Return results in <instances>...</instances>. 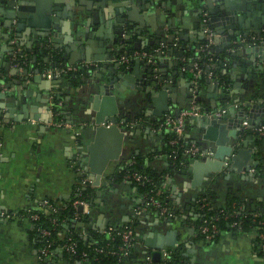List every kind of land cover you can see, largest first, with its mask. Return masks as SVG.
<instances>
[{"label": "crops", "instance_id": "crops-1", "mask_svg": "<svg viewBox=\"0 0 264 264\" xmlns=\"http://www.w3.org/2000/svg\"><path fill=\"white\" fill-rule=\"evenodd\" d=\"M198 1L60 0L62 12L89 11L84 17L91 23L71 27V20L61 16L68 24L59 23L60 30L40 38L26 25L16 30L14 15L32 12L29 1L18 11L15 3L0 0V264H40L31 214L45 199H67L81 178L89 181V201L73 224L57 232L60 238L69 226L86 238L91 231L132 224L136 240L127 264H152L147 256L157 235L174 229L176 240L163 247L175 250L184 264H264L254 230L221 231L206 241L195 228L201 195L223 207L233 192L251 206L264 207V137L238 126L250 113L253 125L264 122V47L245 51L264 41V28L257 39L249 34L252 42L230 30V52L238 53L206 64L196 76L186 68L192 62L184 51L205 39L206 25L216 32L208 2ZM254 1L210 0L217 17L212 19L220 20L226 2L252 7L243 18L256 21L264 8L255 9ZM132 2L135 21L130 22ZM83 28L91 36L78 34ZM219 37L217 51L229 45L223 34ZM135 44L139 50L152 47L153 62L131 58ZM112 62L120 67L112 70ZM61 64L81 65L82 73L49 74ZM125 73L133 74L131 84ZM188 89L200 110L225 111L219 117L188 118L183 136L208 155L175 167L166 149L167 131L156 124L187 102ZM204 159L221 162L220 170H208L192 184L186 169ZM134 160L160 176L159 194L171 206L169 217L148 207L137 185L119 175ZM54 253L50 264H71L60 248Z\"/></svg>", "mask_w": 264, "mask_h": 264}, {"label": "trees", "instance_id": "trees-1", "mask_svg": "<svg viewBox=\"0 0 264 264\" xmlns=\"http://www.w3.org/2000/svg\"><path fill=\"white\" fill-rule=\"evenodd\" d=\"M206 40H202L197 46V48H193L190 50L184 51V56L189 58L191 62H197L198 67L202 69L205 68L206 64L210 62H221L224 57H228L232 55L228 49L232 46L229 44L226 48L221 51H217L215 49H211L209 47H203V50H196L199 46L204 45ZM141 50H146L151 52L153 48H144ZM155 55L156 52L154 50L151 52ZM186 58V60H187ZM186 68L192 69V64L186 63ZM82 73V70L78 69L75 72H69L67 75H79ZM202 82V80H201ZM264 125V122L261 123ZM264 137V136H262ZM171 139H177L176 142L171 143ZM165 142L166 149L168 154H170L171 163H174L175 167H178L181 163L188 162V159L182 156V151L185 146L190 144L185 137L182 135L181 137H177L175 133L169 131L165 134ZM123 169V171L119 174L123 177L128 171H137L143 174L148 175L151 178V182L145 184H139L134 182L144 195L145 198L155 197L159 199L163 204L169 207L171 211V206L162 194H156V191L160 190V176L156 174L154 171L150 169H145L142 167L137 160H134L133 163L127 164ZM90 187L83 186L79 183H76L72 186V191L70 196L67 199H63L60 203L48 199V201L52 204L53 208L46 209L44 205L37 208L35 211L38 212L39 217L34 222V234H35V245L36 247H41L47 241L40 238L38 233V227H46L48 228L51 234V242L50 248L52 249V257H54V251L63 244H75V252H70L65 249L62 250L63 256L69 260L71 264H127L129 261V254L132 251L133 244L136 240V236L133 230L132 224H127L125 226H129L133 232V240L130 246H125L123 250H118L119 245L122 244V240L120 239L117 231L122 230L124 226L119 227L120 229H113L109 233H97L90 232L88 237L84 238L80 233L76 232L75 227L69 226L67 229V233L65 236L60 238L57 235V232L64 228L65 224L71 225L73 224V215L77 212V208L74 207L73 202L76 199L89 201L90 198ZM77 193V195H76ZM200 199L205 198V202L207 206H204L199 213V217L196 220L195 228L198 232L199 225L205 224L207 221H214L217 224L218 232L212 236V240H215L221 231L231 230L235 232H244V231H255L260 232L258 226L260 225L258 222H262L261 225L264 226V207L263 204L259 203L255 206L249 205L246 201L241 200L236 193L230 192L227 195V203L225 206L217 207L214 202H212L211 198L208 195L199 196ZM200 205V203H198ZM152 208V207H150ZM254 214H257L254 216ZM85 219V218H83ZM82 220V218H81ZM235 222L236 225H232ZM240 227V229H238ZM198 235L203 239V235L198 232ZM261 239L256 236L255 237V245L258 249L259 242ZM102 247L103 251L98 252L96 249ZM170 251V259L169 262L172 264H184L180 261L178 253L175 250L167 248ZM106 250H114L115 252H107ZM261 254L264 252L259 251ZM152 263V262H150ZM152 264H155L154 262Z\"/></svg>", "mask_w": 264, "mask_h": 264}, {"label": "water", "instance_id": "water-1", "mask_svg": "<svg viewBox=\"0 0 264 264\" xmlns=\"http://www.w3.org/2000/svg\"><path fill=\"white\" fill-rule=\"evenodd\" d=\"M25 1H29L31 3V7H30V11L31 9L33 10L32 12H30L27 16L24 15H20L19 13L17 15H14L16 17H18V24L16 26V30H18L19 28H21L23 25H26L29 27V31L32 34H36L41 36L40 38H43L44 36H47L49 31L51 29H56V30H60L61 26H59V23H62V21L60 20L61 16L62 17H67L68 19L71 20V27L74 26H80L83 27L82 25L84 23L86 24H90L91 20L89 19V17H84L85 13H88L89 11H84L83 13H74V14H68L65 12H62L61 7L57 5L58 2H60V0H7V2L12 5V4H16L17 6V10H24L26 8L25 6ZM188 1V0H186ZM208 2V6L210 7L209 11H208V17L210 18V21L213 23V26L216 30V35L214 36V42L218 43L220 40L219 34H223L224 37L223 39L227 40V43L230 44V42L228 40H230V36L232 35L230 30H232L234 32V34H238V33H242L243 37L247 38V40L249 41H253V38H250L249 34L252 32L254 37L257 39L261 36V28H264V15L258 17V19L256 21H252L251 20H245L243 18V15H248V11L252 8L250 6H248L247 8H243L242 6L239 5H230L227 4L226 2L223 3V6L221 7V12H220V16L218 19L220 20H216L213 21L212 18L216 19L215 16V10L211 8L210 5V0H201L198 1L199 4H203L205 2ZM83 0H80V3H82ZM255 9H257L258 11H261L264 8V1L263 0H255ZM125 5L127 6V3H125ZM130 6V5H129ZM87 9V7H83L82 8ZM130 11L127 15V20L130 22L135 21V17L133 15V13L135 12L136 8L134 6V2H132V5L130 6ZM236 11H232L235 10ZM234 14V15H233ZM240 14V15H239ZM7 15L10 17H14L13 14L11 12L7 13ZM231 15L235 16V22L231 23ZM242 15V16H241ZM24 16V17H23ZM234 18V17H233ZM187 18L184 17L182 18V26L187 27ZM67 21H65V23L62 24H66ZM244 23V24H243ZM68 24V23H67ZM204 25V24H202ZM254 27H256V29H254ZM253 30H252V29ZM229 31V32H228ZM78 34L84 35V36H91V33H89V30L84 29L80 30ZM230 34V36L228 35ZM182 37V36H181ZM43 41V39L41 40ZM151 44L153 42H150ZM258 44H253L251 47L246 48L245 51L250 52V51H259V48H263L264 47V41H258L256 42ZM41 45H43V43L41 42ZM225 46V45H224ZM136 49L140 48V45L135 44L134 46ZM211 49H214V47H212ZM264 53V50H262ZM238 52H232L233 55L237 54ZM262 53V54H263ZM163 60V59H162ZM160 60V61H162ZM166 61V60H165ZM143 63L145 62L144 60L142 61ZM167 63V62H166ZM221 63V62H220ZM109 65H111V69L112 68H118L120 67V63L117 62H112ZM146 65V64H145ZM165 65V64H164ZM163 65V66H164ZM175 65V64H174ZM258 67H261V64H259ZM147 69V65L145 67V71ZM245 69V68H243ZM113 70V69H112ZM28 69H24L22 71L23 74L27 75L28 73ZM38 69H35V72L38 73ZM182 74V73H180ZM143 76H145L144 74H142ZM124 77L128 80V82L131 84L132 81H134V76L133 74H128L125 73ZM193 84V82H191L189 85ZM212 87L217 90L220 91L217 84H213ZM187 102L182 104L179 108H177L175 110L174 115L177 116L180 111L184 108L189 109L190 108V103L191 101L194 99V93L188 89L187 91ZM253 107L257 106V104H252ZM208 110V109H206ZM243 112V110H242ZM252 113L249 114V121L252 122ZM190 117H194V116H190ZM258 122H260L258 120ZM257 122V123H258ZM238 126L240 129H243V126L241 123H238ZM221 165V162H218L217 160L214 161H210V160H205L204 161H199V160H195L190 166L191 168H187L186 170H189V172L192 173V184L194 183H198L200 182L201 178H202V174L208 170L211 171H216V170H220L219 166ZM183 172H185L183 170ZM79 210H82V206H79ZM190 231L192 232L193 230L190 229ZM176 230H171L169 231L166 236H161L160 234L157 235V240L155 242V244L152 246L154 249H162L164 248V244L165 245H172L173 242L176 240ZM153 259L157 260L159 258V252L155 251L152 254Z\"/></svg>", "mask_w": 264, "mask_h": 264}, {"label": "built area", "instance_id": "built-area-1", "mask_svg": "<svg viewBox=\"0 0 264 264\" xmlns=\"http://www.w3.org/2000/svg\"><path fill=\"white\" fill-rule=\"evenodd\" d=\"M207 21L209 20L207 19V16H206L205 22ZM215 35H216V32H213L209 28V26L207 28V25H206L205 27L206 43L204 45L199 46L197 50H203V47H209V48L214 47V44H215L214 36ZM230 49L231 48H229L228 50L230 51ZM156 51H159V49H156ZM130 57L144 59L147 62H153V59H154L151 52H148L146 50H139V49L134 50L132 54L130 55ZM123 61L124 62L128 61V58H124ZM80 66H78L77 64H61L58 67H54L53 69L48 70V72L49 74L59 77L69 72L77 71L78 68H80ZM192 70L196 76L202 73V69L198 67L197 62H192ZM194 101L195 99L191 101L189 109L187 108L182 109L177 116L172 115V114L164 115L162 119L159 120L158 123L156 124V128L158 130H165L167 132L171 131L175 133L177 137H181L185 132V125L190 116H194V117L203 116L207 118H212V117L221 116V114L225 111V110H200L197 104H193L195 103ZM242 126L244 128H247V127L251 128L257 134L264 136V125L261 123L257 125H253L252 122L249 121V117L242 121ZM176 140L177 139H171L170 142L174 143L176 142ZM207 155L208 154L201 152L200 149L195 144H188L187 146L183 148V151H182V156L186 158H197L200 156H207ZM131 163H133V161H131L129 164ZM123 178L127 180L132 179L134 182H137L139 184H145V183L151 182V178L148 175L137 172V171H128V173L125 174ZM78 183L83 186L89 185V181L86 178H81ZM156 194H159V191H156ZM197 202L200 203V205L198 204L200 210L204 206H207V203L205 202V198H202V199L199 198ZM145 204L148 207H152L153 209L157 210V212L160 215H163L164 217L166 216L169 217L172 214L171 211L169 210V207L166 206L165 203L163 204L159 199L155 197L145 198ZM42 205H44L46 209L53 208L52 204L48 201V199L43 200L40 206ZM73 205L75 208H77V212L74 213L73 218H78L81 215L83 208L87 205V202L85 200L76 199L74 200ZM79 206H82L81 211L79 210ZM256 215L257 214H254V216ZM31 217L33 221L35 222V220H37L39 217L38 212L36 211L32 212ZM215 219L216 218H214V220ZM214 220L207 221L205 224L199 225L198 227V232L201 235H203L204 237L203 239L206 241L212 240V236L218 232L217 224ZM258 223L260 224L258 226V228L260 229V232H255L256 236H258L261 239V241L259 242L258 249L264 252V226L261 225L262 222H258ZM232 225H236V223L233 222ZM113 229H120V228L109 227L106 230V233L110 234L111 230ZM238 229H240V227H238ZM38 233H39L40 238L47 241L44 245L38 248V257L40 260V264H50L52 254H53L52 249L50 248V242L51 240H53L51 239L52 232L46 227L39 226ZM117 233L119 234L120 239L122 240V244L119 245L118 250H123L125 246H128V245L130 246V244H132L133 232L129 226H124V228L120 231L118 230ZM58 248H60L61 251L65 249L70 252H75V244L73 243L63 244L62 246H59ZM103 249L104 248L99 247L96 250L98 252H101L103 251ZM106 251L111 252V253L115 252L114 250H106ZM155 251L159 252V258L157 260H154L152 256L153 252ZM169 259H170V251L167 248H162L158 250L153 249L149 252L147 256V260L152 263L154 262L155 264H172L169 262Z\"/></svg>", "mask_w": 264, "mask_h": 264}, {"label": "flooded vegetation", "instance_id": "flooded-vegetation-1", "mask_svg": "<svg viewBox=\"0 0 264 264\" xmlns=\"http://www.w3.org/2000/svg\"><path fill=\"white\" fill-rule=\"evenodd\" d=\"M65 75H67V74H65ZM226 97V96H225Z\"/></svg>", "mask_w": 264, "mask_h": 264}]
</instances>
